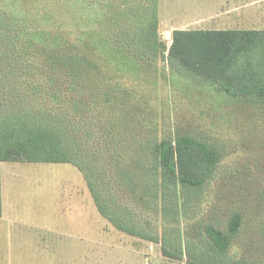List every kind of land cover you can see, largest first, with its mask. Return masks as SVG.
<instances>
[{
    "label": "trees",
    "instance_id": "16d2710c",
    "mask_svg": "<svg viewBox=\"0 0 264 264\" xmlns=\"http://www.w3.org/2000/svg\"><path fill=\"white\" fill-rule=\"evenodd\" d=\"M58 1L61 17L54 24H62L67 28L65 32L46 28L45 22L49 19L44 11L46 6L29 4L26 0H0V7L2 4L5 13H9L11 22L7 23H12L19 37L16 40L22 43V51H16L20 55L18 58L30 62L28 57L32 53L36 56V61L25 67L35 77L27 79L26 84L30 87L33 84L35 90L42 89L52 105L59 108L64 105L68 115L74 116V135H79L85 147L86 141L91 140L93 148L75 152L73 160H67L59 143L58 125L55 133L45 128L47 124L33 127L35 120L28 123L22 115H12L13 118L0 121V164L70 163L84 174L100 214L114 226L115 216H118L112 207L115 204L125 205L126 209L129 208L127 204H132L129 212H133V220L134 217L138 219L140 227L153 222L140 216L139 211L143 214L160 210L167 199L174 200L172 204L182 217L181 200L183 203L188 194L206 189L216 178L222 154L188 131L189 127L169 124V131L157 130L153 138L140 131L139 121L134 122L135 115L142 120L152 117L153 122H163L161 114H150L149 109L158 105L156 96L150 92L159 85V68L150 66L157 61L145 54L147 51L156 57L167 54L173 74L202 82L204 87L214 89L233 102L247 101L264 106V30H180L171 46L166 47L155 36L159 0H100L104 4L101 15L94 9L80 13L81 7L85 8L82 0ZM86 1L89 5V0ZM92 4L91 1L93 8ZM113 6L117 12L111 8ZM118 12H140L144 20L142 27L139 30L123 28L117 32L109 26L106 29L109 18L123 19ZM46 68L51 69L53 75L49 77L52 79L44 75ZM154 68L157 74L152 76ZM167 99L166 105L170 106ZM135 102L138 103L136 110L133 108ZM110 110L115 112L111 115ZM117 111L123 117L114 120L111 116H116ZM165 117L170 120V108ZM57 119L60 120L58 124H62V119ZM110 127L112 136L117 135L116 142L123 148L128 143L131 145L133 139V145L139 147V161L128 160L122 166L116 163L117 159L108 151ZM143 140L150 141L149 148L141 143ZM83 156L91 162L100 159L102 170H97L94 162V169L85 168V162L80 161ZM1 191L0 167V218L3 214ZM129 219L132 221V216ZM130 220L126 221V226L119 225L122 232L160 244L158 231L154 235L138 234L129 229ZM154 224L158 229L157 220ZM192 225L195 227L191 229ZM241 226L242 217L238 213L231 216L225 230L199 218L192 224L187 222L180 242H176L179 250L175 249L174 259L182 260L185 253L187 264H208L191 253L198 237L193 236L199 227V235H203L217 257L228 260L231 242ZM184 235L190 243L186 250L182 243Z\"/></svg>",
    "mask_w": 264,
    "mask_h": 264
},
{
    "label": "rangeland",
    "instance_id": "374dc122",
    "mask_svg": "<svg viewBox=\"0 0 264 264\" xmlns=\"http://www.w3.org/2000/svg\"><path fill=\"white\" fill-rule=\"evenodd\" d=\"M26 1L29 4L46 6L44 11L49 18L45 22L47 29L65 32L67 28H63L62 24L59 26L54 24L61 17L58 0ZM82 1L85 8L81 7L80 13L81 10L86 14L94 9L96 14L101 15L100 9L104 4L100 0H89V5H86V0ZM249 1L159 0V24L155 26L156 39L166 47H170L177 32L176 27L190 23H193L190 27L197 30L226 29L221 28L224 27L226 20V16L222 14L236 6H243V10L233 13L231 15L233 18L245 15L248 17L252 11L253 15L256 14L255 26L249 25V27L254 30H264V0H252L257 2L246 6L245 4ZM114 6L111 8L117 12ZM0 8L2 9L0 121L9 117L13 118L12 115H22L21 117L28 123L35 120L33 127L47 124L45 128L55 133H57L55 126L58 125L60 137H57L67 160H73L72 156L75 152L92 150L91 140L86 141L85 147L79 135H74V116L68 115L64 105L61 108L52 105L42 89L35 90L33 84L31 87L26 84L27 79L35 77L31 76V72L25 70V67H30V62H35L36 56L32 53L28 57L30 62L18 58L20 55L17 52L22 51V43L16 40V38L19 40V37L18 33L16 37L15 27L11 25L12 23L10 25L7 23V21L11 22L9 13H5L2 4ZM129 13H120L122 20L108 17L110 22L106 29L109 26L116 32L123 28L139 30L144 22L142 14ZM212 18H214L213 21ZM201 19L208 21L202 23ZM71 39H74V35H71ZM145 55L157 61L155 64H149L150 66L159 68L158 74L157 69L154 68L155 70L152 71V76L157 74L159 85L150 92L152 93L150 95H155L158 101L157 106L149 109L150 114L154 112L161 114L163 122H153L152 117L142 120L139 115H135L134 122L139 121L140 131L148 134L149 138H153L157 130L169 131L171 127L169 124L173 126L178 124L182 128L189 127L188 131L190 130L192 134L212 144L221 152L222 157L215 173L216 178L206 189L188 194L183 203L181 200L182 217L178 215L177 207L172 204L174 200L167 199L164 200L160 210L143 214L139 211L140 216L143 215L145 219L153 222L146 227H140L138 219L134 217L133 220V212H129V209L133 207L132 204L126 203L128 209L125 205L115 204L112 207L117 210L118 216L114 217V226L100 214L84 174L70 163H1L4 197L8 199V203L18 199L17 204L15 202L12 203V207H6L5 212L8 218L6 223L10 219L11 223L16 225L23 220L34 223L35 226H46L43 229L47 230H43L42 234L118 236L126 235L119 225L126 226V221L130 220L129 216H132V221L128 223L129 229L138 234L149 235H154L158 231L160 237V244L143 243L144 241L137 240L131 243L132 246L139 248L140 245L145 247L143 244H147V249L151 251L148 255L152 257V261L158 259L161 252L162 264H187L188 257L185 253L182 260L174 259L175 249L179 250V244L176 242H180L179 239L185 232L187 222L192 224L196 218H199L225 230L231 216L238 213L242 217V226L231 242L228 260L217 257L203 235H199L201 231L199 227L196 235L193 236L198 237H195L196 241L191 253L195 258L208 264H264V106L247 101L233 102L214 89L204 87L205 84L202 82L173 74L169 70L167 54L166 56L159 54L156 57L152 55V52L147 51ZM46 69L44 75L50 78L49 76L53 73L50 68ZM47 84L50 83L47 82ZM166 99L170 101V106L166 105ZM137 104L134 103L135 110ZM169 108L170 120L165 117V112ZM120 111L122 112V109ZM112 112L114 113L115 110H110L109 114L112 115ZM111 117L117 120L123 116L117 111L116 116ZM57 118L62 119V124H58L60 120ZM113 134H116L115 130ZM110 136L108 151L113 154L114 159H117L116 163L122 166L128 160L139 161V155H137L139 147L133 145V139H131V145L128 143L123 148L116 142L117 135L112 136V127H110ZM141 143H144L147 148L150 147V141L143 140ZM112 157L110 159L114 160ZM82 160L85 162L83 164L85 168L94 169L93 162L97 170L103 168L98 158L91 162L88 157L83 156L80 161ZM104 182L108 185L106 180ZM5 203L7 204L6 201ZM156 220L159 230L154 224ZM194 227L195 225H192L191 229ZM182 243L186 250L190 244L189 238L184 235ZM143 250L146 249L143 248Z\"/></svg>",
    "mask_w": 264,
    "mask_h": 264
},
{
    "label": "crops",
    "instance_id": "0c3cea01",
    "mask_svg": "<svg viewBox=\"0 0 264 264\" xmlns=\"http://www.w3.org/2000/svg\"><path fill=\"white\" fill-rule=\"evenodd\" d=\"M257 1L250 0L245 5L249 6ZM243 6H236L234 9L224 12L226 16L224 27L226 29H208V30H254L249 27L255 26L253 12L248 17L231 16L233 13L242 11ZM214 18H212L213 21ZM203 20L202 23L208 20ZM197 23V22H196ZM176 27L180 30L192 29L190 25ZM2 207L3 213L0 218V264H162V253L159 252V258L152 261L148 255L151 251L140 245L132 246L131 243L137 240L144 241L141 238L130 235H59L42 234L45 227L35 226L34 223L21 221L18 225L12 224V220L6 223V207L12 203H18V199L8 203L5 199L2 185ZM7 202V204L5 203ZM12 207V206H11ZM127 242L129 244H126ZM150 243V242H148ZM124 244V245H123ZM153 244V243H151ZM142 247V249H140ZM145 248L146 250H143ZM157 253V252H153ZM149 257V258H148ZM158 261V262H157Z\"/></svg>",
    "mask_w": 264,
    "mask_h": 264
}]
</instances>
